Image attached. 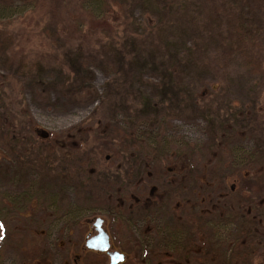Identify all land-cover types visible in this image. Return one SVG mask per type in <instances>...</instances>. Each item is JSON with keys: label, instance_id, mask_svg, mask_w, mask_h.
<instances>
[{"label": "rangeland", "instance_id": "374dc122", "mask_svg": "<svg viewBox=\"0 0 264 264\" xmlns=\"http://www.w3.org/2000/svg\"><path fill=\"white\" fill-rule=\"evenodd\" d=\"M145 1L149 6L140 0L125 7L128 20L119 17L111 30V22L106 25L87 14L80 9L78 0H36L38 7L34 10L11 17L8 13L10 19L0 21V264H61L64 250L58 245L65 242L68 233L74 243L72 251L77 252L88 231L85 221L104 218L112 231L115 225L108 217L109 211L123 197L127 206H134L131 212H122L124 216H134V238L125 239L122 233L127 225L123 223L124 231L113 236L112 243L128 255L125 264H230L221 259L217 247H210L209 226L205 228L196 215L183 211L178 198L167 201L168 212L163 209L156 213L155 208L145 207L149 203L132 204L129 196L133 193L142 200L152 189L160 195L173 194L174 187L181 186L186 177L205 185L213 177L208 173H214L207 165L202 167V162H212L219 155L215 149L209 154L210 147L205 148L213 140L210 130L213 128L218 138L222 134L219 128L228 123L244 133L241 146L254 153L257 160L264 159V0H226L244 15L258 38L255 47H245L250 48L253 64L261 63L262 72L245 70L235 60L226 61L227 49L233 51L237 45L231 23L226 29L229 38L221 43L218 34L222 30L218 25L222 23L216 18L211 37L213 43L221 44L218 43L219 48H204L202 42L209 33L196 30L192 24H185L184 33L179 25L175 28L169 23L159 24L160 16L166 20L173 12H159L156 0ZM180 2L170 0L169 4ZM218 2L213 5L215 10H205V22L207 13H223L222 3ZM190 8L189 5L188 15ZM77 17L83 28L78 26ZM159 26H164L163 33L155 30ZM144 28L145 36L136 35L140 44L132 47L134 33ZM159 38L161 52L166 54L173 49L169 46L172 42L185 47V54L192 50L191 59L197 66L190 69V81L208 86L193 87L194 92L199 89V94H203L197 101L202 107L199 111L186 108V95L178 98L182 101L179 108L176 100L169 106L173 94L164 88L168 83L175 81L179 86L188 80L169 79L170 64L164 55L161 64L165 68L156 72L144 67V61L132 60L137 56L141 60L157 58L144 41L157 44ZM236 112H242L240 126L232 118ZM2 123L7 130H2ZM160 126L161 132L157 131ZM153 132L156 152L149 149L145 140V134ZM35 133L43 139L39 140ZM14 135L16 141H10ZM198 149L201 151L189 161V152ZM189 162L201 165L202 171L189 173ZM251 164L257 168L254 172L261 170L262 161ZM186 166L188 174H183ZM245 169L230 168L221 185H232L237 192L249 188L251 191L242 195L243 202L238 197L241 193H233L226 201L230 194L222 191L219 183L213 188L209 183L219 199L204 190L199 198L204 209L198 215L208 218V210L229 206L235 212L247 205L250 225L257 222V233L242 243L248 240V247L251 243L263 246L264 203L260 206L258 200L264 199L262 171L251 175L259 178L256 181L245 182L239 178L246 174ZM190 199L194 201V197ZM149 212L155 213L151 217L162 229L165 222L174 224L168 228L178 232L186 227L187 239L177 237L175 244L162 239L141 243L139 230L149 220L139 215L148 216ZM189 216L192 221L183 223ZM210 219L213 220L211 215ZM160 232L168 234L170 230ZM211 239L216 241V236ZM210 250L212 255L206 257ZM72 258H68V263ZM90 263H100V259L91 257ZM253 264H264L262 253L254 257Z\"/></svg>", "mask_w": 264, "mask_h": 264}, {"label": "trees", "instance_id": "16d2710c", "mask_svg": "<svg viewBox=\"0 0 264 264\" xmlns=\"http://www.w3.org/2000/svg\"><path fill=\"white\" fill-rule=\"evenodd\" d=\"M78 1L80 3L79 5L80 9L86 12L87 14H89L90 16H92L93 18H95L96 20L103 21V24H106V22H111L112 27L109 26V29L111 30L114 27L113 24L119 21V17L120 19L128 20V17L126 16L128 12L125 10V7H130L134 5L135 1H140V0H78ZM156 1L158 3L159 12L164 11V9H168L169 10L168 12H171V11L173 12V14L170 17H168L166 20L163 16H160L158 19L159 24L165 25L166 23H169V24H172L175 28L176 26L179 25L180 30L182 29L183 33L186 31L185 24H189V25L192 24V26L196 28V30L209 33L205 41L202 42V47L204 48L213 47V46H216L217 48H219L218 43L221 44L223 41L228 40L229 36L227 34L226 29L228 27L227 24L230 25L231 23V27H233L236 33L237 41L235 40L234 42L237 43V45L233 51H231L229 48L227 49V51L224 54L226 61L230 62V61L235 60L238 62V65L245 70H250L251 68H253L256 72L263 71L261 63L258 65L253 64L254 60L251 58L249 54L250 48L247 49L245 47V44L247 45V47H251V46L255 47V42H258V38L255 37L254 31L252 30V28L247 25V21L245 20L244 15L241 12L239 11L237 12L235 9H233L231 4L227 3L226 0H220L221 1L220 3H222L221 12H223L221 16H216L213 14L211 15V13H207L209 14L207 16V19H208L207 22L204 21L205 10L207 8L215 10L213 8V5L215 2L219 3L218 2L219 0H182V2L178 4H169L170 0H168L167 3H164V0L163 1L156 0ZM142 3H145L147 6H149L148 1L144 0V2ZM166 5L168 6V8H166ZM189 5L192 8H190L189 15H188L187 9ZM37 7H38V2H36V0H0V21L10 19V17L15 14L21 15L25 13L26 11L34 10ZM160 7H163V8L159 9ZM8 13L10 17L7 16ZM230 17H234V19H229ZM216 18L217 19L220 18L221 23H222L221 25H218V27H221V30H222L218 34V39L221 40L220 41L221 43L219 41L214 42V43L212 42L213 37L211 36H212L213 29L215 28L214 25L216 23ZM77 21L80 23L78 26L80 28H83V24L79 21L78 17L76 18V22ZM147 22L148 24H151V21H147ZM106 25H104V27ZM163 27L164 26H159L155 30L163 33ZM137 33L138 34L134 33L133 38L135 40V43L133 42L132 47H136V45L140 44L138 36H145L146 28L142 29V31H139ZM161 38H159V42L157 44H154L151 40H149L148 42L144 41V44H146L147 46L150 47V49H153L155 51L156 56H158L157 58L141 60L140 58H138L139 56H137L136 58H133L132 60H137L138 62L144 61L143 62L144 67H146L148 70L156 72L158 70L165 68V66L161 64L163 62V55H164L165 61L167 62V64H170V68L167 70L169 79L174 81L176 77H182L188 80L184 84L182 83L179 86L174 84L175 82L174 81L172 83H168L169 86L164 88L165 92L173 94L172 97L168 100L169 106L172 107L171 101L176 100V106L178 107L179 105L182 104L181 103L182 101L178 100V98L186 95V97L183 99V102L185 103L186 108L189 110L191 108L195 112L199 111L202 107L197 105V101L199 99H202L203 94L202 92H200L199 94V89L197 90V92H194L193 87H197L195 86V84H198L200 89L203 87H208V86L205 82L193 83L192 81H190L193 76L190 69L195 68L197 66L196 63L193 62V60L191 59L192 50H189L187 54H185L184 53L185 47H180V46L177 47L179 43L172 42V44L169 46L173 49L168 54H166L165 52H161V49H162L161 44H160ZM173 41H178V40L174 39ZM93 50L94 49H92V51ZM256 54H257V51H254L253 55L256 56ZM188 57H190V59H188ZM149 61H153V62L149 64ZM180 70H181V73L180 72L178 73V71ZM198 94L200 97L198 96ZM232 118L234 120L237 119L238 120L237 122L240 126L239 121L242 118V112L241 114L237 112L232 114ZM211 126L215 127L216 122H215V125L211 123ZM222 126H223V129L219 128V130L222 131V134L218 138L215 137L216 135H215L214 129L212 128L210 130V134L213 136V140L209 146L205 147V148L210 147L207 150L209 154L213 153V149H215L216 154L217 153L219 154L218 159H212L213 160L212 162L210 161H207L204 163L202 162V167L203 165H207L209 168V171L214 173V174L208 173V175H212L213 177L208 178L207 183H205V185H202L197 180L194 181L186 177L185 181L182 183L181 186L174 187V189L172 190L173 195L171 197L167 195H162L160 196L161 199H166V201H169V198L170 199L179 198L178 193L181 190H186V192L191 195L190 197L198 196V198H200V194H202L204 190H209L210 197H212V195H214L213 194L214 191L208 187L209 183L212 185V188L215 185H217V183H219V186L223 185L224 182L226 181V177L224 175H226L227 174L226 172L230 170V168H233L234 166L235 167L240 166V167H243L244 169L245 167H247L245 169L246 174L244 176H239L240 180L245 181V182L246 181H256L259 178H255L251 175H254L256 173H259V171H262V174H261L262 177L260 179V183H261L260 186L261 187L263 186L264 184V159L257 160V158L254 157L255 156L254 153H251L245 150V148L241 146L240 144L241 140H243V138L245 137H244V133L240 134L239 129H234L233 126L230 125L229 123L227 126L225 125H222ZM1 128L4 131L7 130V127L4 125V123H2ZM159 128L160 129H158L157 131H160V132L163 131L162 126H160ZM148 130L150 131V129ZM160 132L158 136L160 135ZM154 133L156 132L145 134V140L148 143L147 145L149 149H154V147H156V144H155L156 141L153 142V140L156 139V136L153 135ZM3 134L7 135L5 133ZM35 134L37 135V133ZM13 137L14 138H10L9 140L16 141L17 139L16 135H14ZM37 138L39 140L43 139L40 135H37ZM32 141H33V136H32ZM149 143H151L153 147H151ZM154 151L156 152V149H154ZM200 151H201L200 149L190 151L189 158H188L189 161H192L193 155ZM149 153H151V151H149ZM216 161H217V165L215 166L214 164ZM256 161H260V162L262 161V165H261V170L259 171L257 170L256 172H254L255 169L257 168L251 163H254ZM189 165H190V168L188 169L191 170L189 171V173L196 172V169L198 170V172L202 171L201 165L195 166L193 162L191 163L189 162ZM183 174H188L187 166L185 169H183ZM183 174H181V178L183 177ZM215 175H217V177H214ZM189 182H191L192 184L187 186V183ZM193 185H195L196 187L193 188ZM224 187L225 186H221L220 189L230 194L227 197L226 201H228V199L231 196H234V194L237 195L238 193H241L238 197L240 198L241 202H243L244 199L242 195L246 193V191L247 192L251 191L249 190V188H245L237 192L235 188L232 187V185L226 188ZM155 193H159L155 197V198H159L160 192H153L152 194H155ZM131 194L132 195H130L129 197H130V200H132V204L133 203L138 204L139 201L138 202L135 201V199L138 197L134 196L133 193ZM214 197L216 199H219V196L217 194L214 195ZM244 197L248 198L247 196H244ZM122 199L124 200L123 203H125L126 198L123 197ZM258 200H260L259 205L261 206V204L264 203L263 197H260ZM139 203H144V204L149 203L148 205H146V206H149L148 209L154 208V206L157 205L155 201L151 203L142 201ZM16 204L18 205V202ZM246 206L247 205L242 206L241 208L239 207L237 211L235 209L234 211L236 213L233 212L232 210H229L228 209L229 206H226L223 209L219 208L214 211V216H217L216 218L219 217L220 211H223L225 213V216H224L225 221L234 225L235 228L237 229V233L235 234V246L230 249L229 256L231 259L230 261H227L230 264H235L234 263L235 260H239L236 264H253L254 257L256 255H259L262 253V255L264 256V247H263L264 245L258 246L257 243L256 244L251 243V245L248 247V245H246L248 243V240L245 242V244L242 243V240L245 241V239H250L251 236L253 237L254 235L253 232L257 233V222H255V224L251 227L250 221H249L250 207L247 208ZM192 213H194V211ZM226 213H229V214H226ZM240 216L242 220L238 221V217ZM205 223L211 224V221H205ZM170 224L174 225L170 222L168 223L165 222L163 225V229L161 228V230H163L164 232L166 231V229L170 230V232L167 235L169 236V239L172 242H168V243L175 244L178 242L175 239L177 237L183 238V234L181 232V235H182L181 236L177 230L173 228H168ZM210 229H211V237H213V232H214V236L218 235L219 229L217 227H210ZM209 239H210V247H218L216 248V250L219 251L218 254H221L224 259V257L228 255V253L226 250H224L223 245H221V242L213 241L211 240V238ZM263 244H264V240H263ZM212 253H213L212 250L206 252V257L211 256Z\"/></svg>", "mask_w": 264, "mask_h": 264}, {"label": "flooded vegetation", "instance_id": "af4514ba", "mask_svg": "<svg viewBox=\"0 0 264 264\" xmlns=\"http://www.w3.org/2000/svg\"><path fill=\"white\" fill-rule=\"evenodd\" d=\"M106 160V159H105ZM154 192V189L151 190V192L149 193L150 195L146 196V198H143L142 200L140 198H136L135 201L136 202H140V201H145V202H156L158 200V204H161V206L155 205L154 206V211L157 213L158 211H162L163 209L165 210L164 213L168 212L165 208V203H167L166 199H161L159 195V199H155L156 195H158L159 193H155L152 194ZM194 192V191H193ZM180 196L178 199H180V207L182 208L183 211H186V213L188 212L190 215H196L198 218V222L200 223V225L205 226V228H209L210 227H217L219 229V233L216 236V241L217 242H221V245H223L224 250L227 251L228 255H226L224 257V260L226 259V261H230V249L233 248L235 246V234L237 233V229L235 228L234 225L228 223L227 221H225V213L223 211H220L219 217L216 218L217 216H214V211L212 212L211 210H208V212H206L207 214H209L208 218H205V216L203 215L201 217V215L199 216V212L202 211V209H204L202 206H200V200L198 198V196H193L194 197V201L191 200L190 197L191 195L189 193L186 192V190H181L180 192ZM173 194H167V196L171 197ZM198 195V193H197ZM170 200V198H169ZM123 199L119 200V204H117L114 207V210H110V214L108 217L112 218V223H114L115 227L113 228V230L111 231V229L108 228L107 225V220H105L104 218H95L94 220H92L91 218L86 222H84V226L88 225V231L84 234V236L82 237V241L79 242L80 245H78V247L76 248L77 252H74L75 250L72 251V248L74 247V243L71 241V239L69 240V236L70 234L68 233V238L65 239V242L62 244V239H60V246L58 245V249L63 248L64 252H63V260L61 261V264H91L90 263V258L91 257H98L100 259V263H95V264H111V258H110V253H119L121 255H123V261L117 263V264H125L128 260V255L118 249L115 248L113 246L112 243V238L113 236H118L119 234H121L122 230V224L124 223L125 225V233H122L125 235V239L126 240H130L134 238V234L132 232V227H131V223H135V220H133L134 216H124L125 214H123L122 212H124V209L127 210V212H131V210L134 208L133 205L127 206L125 203H123ZM136 206V205H135ZM158 206V207H157ZM146 208H149V206H145ZM195 209V210H194ZM194 211V213H192ZM133 213V212H132ZM152 214H155L153 212H149L148 216L144 215L141 216L139 215V217H141V219H145L148 218L149 221L144 222V226L139 230V236L141 239V243H145V244H151L153 242V240H165L167 242H172L169 239V236L167 234L161 233L160 229L161 226H158V224H156V220L154 217H151ZM229 214V213H226ZM137 215V214H135ZM210 215L213 218V220H216L217 222H213V220L211 221L210 219ZM137 217V216H135ZM157 218V216H156ZM188 220L192 221V218L189 216L187 217L183 223H186ZM205 221H211L210 223H205ZM95 224H98V230H100L102 236H105L107 238V242H108V249L105 252H98V251H94V250H89L86 247V242L87 240H91L93 238H96L99 234V232L97 231V228L95 226ZM133 226V225H132ZM194 227L193 223H192V227L190 230H192ZM209 233L211 235V229H208ZM181 232L183 234V238H186L189 232H186V227H182L180 228V232L179 234L181 235ZM182 236V235H181ZM213 237L214 236V232H213ZM220 237V238H219ZM210 238H212L210 236ZM210 240V239H209ZM213 240V239H211ZM59 241V240H58ZM101 241V239H100ZM135 242V239H134ZM138 244V243H137ZM140 244V243H139ZM218 248V247H217ZM186 250V249H185ZM229 251V252H228ZM72 260L70 263H68V258L72 257ZM186 258V255L184 256ZM103 261H102V259ZM221 259H223V257H221ZM70 260V259H69Z\"/></svg>", "mask_w": 264, "mask_h": 264}, {"label": "water", "instance_id": "95a60500", "mask_svg": "<svg viewBox=\"0 0 264 264\" xmlns=\"http://www.w3.org/2000/svg\"><path fill=\"white\" fill-rule=\"evenodd\" d=\"M97 231L99 232L98 236L96 238H93L91 240H87L86 247L89 250H94L98 252H105L107 251L109 245L107 242V238L105 236H102L100 230H98V224H95ZM101 239V241H100ZM111 258V264H117L121 261H123V255L119 253H110Z\"/></svg>", "mask_w": 264, "mask_h": 264}]
</instances>
